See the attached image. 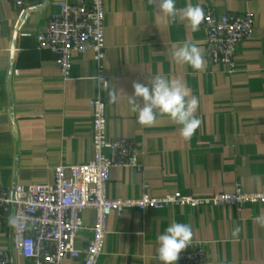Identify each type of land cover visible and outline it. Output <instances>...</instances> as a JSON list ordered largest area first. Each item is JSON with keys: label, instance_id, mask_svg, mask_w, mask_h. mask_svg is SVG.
I'll return each instance as SVG.
<instances>
[{"label": "crops", "instance_id": "obj_1", "mask_svg": "<svg viewBox=\"0 0 264 264\" xmlns=\"http://www.w3.org/2000/svg\"><path fill=\"white\" fill-rule=\"evenodd\" d=\"M62 1L78 0H0V190L51 184L54 167L93 156L90 102L97 85L91 53L73 56L65 80L55 57L36 47V34ZM188 4L211 7L217 16L254 14L253 34L236 52L234 73L207 62L202 71L173 63L169 49L185 42L204 53V34L165 16L159 0H103L106 133L131 142L139 163L138 169L110 170V199L176 192L211 197L231 194L236 186L264 193V0H176L178 9ZM157 75L180 80L200 101L202 123L190 142L167 117L145 127L131 111L133 82L147 84ZM113 89L118 99L110 104ZM262 215L264 206L252 205L112 213L97 264H160L157 237L174 221L190 224L192 241L205 244V260L198 264H264V227L256 222ZM81 222L90 228L93 211H84ZM12 232L10 218H1L0 250L9 251L11 264H29L9 250ZM90 238L82 231L75 247ZM63 264L81 263L66 258Z\"/></svg>", "mask_w": 264, "mask_h": 264}, {"label": "built area", "instance_id": "obj_2", "mask_svg": "<svg viewBox=\"0 0 264 264\" xmlns=\"http://www.w3.org/2000/svg\"><path fill=\"white\" fill-rule=\"evenodd\" d=\"M20 5V3H17ZM205 19L199 30L204 34V56L210 66H220L228 74L236 71L234 58L241 44L251 38L254 14L217 16L211 7H202ZM103 0H78L58 3L44 31L35 36L38 50L48 51L63 79H67L74 55L91 53L97 94L91 100L92 159L80 165H58L52 170V183L16 186L0 190V219L9 217L13 232L9 250L29 264H63L69 258L81 264H97L106 238V219L126 210L143 212L167 207H241L264 206V193H243L238 186L231 194L211 197L185 196L178 192L161 197L144 193L135 199H110L107 188L113 168H139L135 148L124 138H108L106 104L101 90L104 75ZM94 213V223L85 229L81 215ZM88 230L90 240L81 249L75 247L80 233ZM205 244L192 241L181 252L176 264H198L205 260ZM0 264H11L9 251L0 250Z\"/></svg>", "mask_w": 264, "mask_h": 264}, {"label": "clouds", "instance_id": "obj_3", "mask_svg": "<svg viewBox=\"0 0 264 264\" xmlns=\"http://www.w3.org/2000/svg\"><path fill=\"white\" fill-rule=\"evenodd\" d=\"M159 9L165 16L187 21L193 31L199 30L205 19L202 7L188 4L178 9L176 0H159ZM169 55L173 63L188 65L195 71L204 70L206 65L204 53L195 42L173 46L169 49ZM104 87L109 88L107 81ZM132 87L134 93L127 96L128 103L141 126H154L159 117H167L179 126L180 136L185 142L192 140L202 123L196 115L200 101L191 95L190 90L180 80L157 75L147 84L133 82ZM117 92L119 91L115 89L109 92L110 104L117 102ZM256 222L264 227V215L257 217ZM192 239L191 225L174 221L157 237V260L160 264H176L181 252L192 245Z\"/></svg>", "mask_w": 264, "mask_h": 264}]
</instances>
